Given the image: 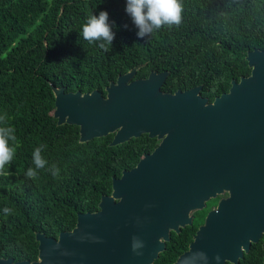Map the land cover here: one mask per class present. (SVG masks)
Wrapping results in <instances>:
<instances>
[{"label": "trees", "instance_id": "obj_1", "mask_svg": "<svg viewBox=\"0 0 264 264\" xmlns=\"http://www.w3.org/2000/svg\"><path fill=\"white\" fill-rule=\"evenodd\" d=\"M182 23L144 38L125 13V0H0V115L7 114L17 136V153L0 175V259L37 260L35 234L56 239L71 231L77 214L94 213L111 192L112 178L133 168L159 140L142 134L110 146L113 133L79 141L78 127L56 124L54 95L98 91L134 70L132 80L165 72L164 94L200 87L207 103L227 93L231 82L247 77L245 56L264 52V0H182ZM107 11L115 39L109 51L82 40L87 14ZM126 26V27H125ZM55 164L35 179L32 152ZM226 193L189 212L190 224L169 231L151 264H172L204 218ZM13 209L5 215V207ZM229 264V263H225ZM237 264H264V251L252 244Z\"/></svg>", "mask_w": 264, "mask_h": 264}, {"label": "water", "instance_id": "obj_2", "mask_svg": "<svg viewBox=\"0 0 264 264\" xmlns=\"http://www.w3.org/2000/svg\"><path fill=\"white\" fill-rule=\"evenodd\" d=\"M250 73L211 103L200 87L160 92L165 72L80 94L51 88L56 124L78 127L79 141L113 133L110 146L142 134L159 140L151 153L111 180L94 213L77 214L56 239L35 234V262L0 264H151L169 231L189 225V212L226 193L207 212L172 264H237L252 244L264 251V52L245 56ZM144 247L132 251L133 238ZM203 252L205 255H199ZM219 256L217 262L215 257Z\"/></svg>", "mask_w": 264, "mask_h": 264}, {"label": "clouds", "instance_id": "obj_3", "mask_svg": "<svg viewBox=\"0 0 264 264\" xmlns=\"http://www.w3.org/2000/svg\"><path fill=\"white\" fill-rule=\"evenodd\" d=\"M125 5V13L138 29L136 34L139 38L150 36L164 27H179L182 23V0H125ZM78 33L82 40L90 45L98 46L105 52L110 50L115 39L107 11H100L98 15L87 14ZM15 133L16 130L9 123L7 114L0 115V175L7 174L6 169L16 157L18 142ZM44 148L45 145L41 144L33 150V166L26 170L25 176L27 178L35 179L41 169L51 172L54 177L58 175L59 170L56 165L53 164L49 167L48 161L42 156ZM3 212L7 216L12 214L13 209L6 206ZM142 247L144 244L134 237L132 251L141 255L142 253L136 250ZM199 255L205 254L201 252ZM215 259L218 262L220 257L216 256ZM191 260L192 257H187L186 264H189Z\"/></svg>", "mask_w": 264, "mask_h": 264}, {"label": "rangeland", "instance_id": "obj_4", "mask_svg": "<svg viewBox=\"0 0 264 264\" xmlns=\"http://www.w3.org/2000/svg\"><path fill=\"white\" fill-rule=\"evenodd\" d=\"M262 242H263V240H260V241H259V242L256 244V246L260 248V247H261V244H262Z\"/></svg>", "mask_w": 264, "mask_h": 264}]
</instances>
